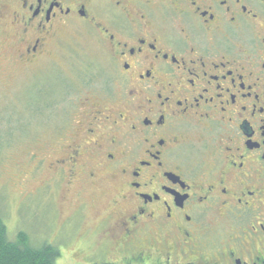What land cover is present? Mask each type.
Returning <instances> with one entry per match:
<instances>
[{
    "label": "flooded vegetation",
    "instance_id": "flooded-vegetation-1",
    "mask_svg": "<svg viewBox=\"0 0 264 264\" xmlns=\"http://www.w3.org/2000/svg\"><path fill=\"white\" fill-rule=\"evenodd\" d=\"M0 27L65 87L46 168L72 220L104 204L93 264H264V0H0Z\"/></svg>",
    "mask_w": 264,
    "mask_h": 264
},
{
    "label": "rangeland",
    "instance_id": "rangeland-1",
    "mask_svg": "<svg viewBox=\"0 0 264 264\" xmlns=\"http://www.w3.org/2000/svg\"><path fill=\"white\" fill-rule=\"evenodd\" d=\"M9 37V29L0 27V219L7 239L14 241L16 234L23 232L32 246L57 248L56 264L112 262L107 248L98 245L95 249L96 238L88 239L91 232L89 223H85L97 218L104 204L87 198L84 215L72 220L77 201L70 205L46 168L47 143L59 136L55 134L67 125L65 119L73 111L60 98L65 87L56 75L19 67L7 50ZM63 37L74 39L77 51L65 48L59 53H79L82 59H95L96 49L86 34ZM53 99L52 105L47 102ZM38 152L43 164L34 167L33 157Z\"/></svg>",
    "mask_w": 264,
    "mask_h": 264
},
{
    "label": "trees",
    "instance_id": "trees-1",
    "mask_svg": "<svg viewBox=\"0 0 264 264\" xmlns=\"http://www.w3.org/2000/svg\"><path fill=\"white\" fill-rule=\"evenodd\" d=\"M57 248L50 245L32 246L23 232L14 241L7 239L6 227L0 219V264H56Z\"/></svg>",
    "mask_w": 264,
    "mask_h": 264
}]
</instances>
